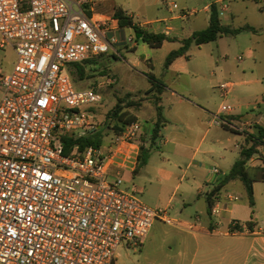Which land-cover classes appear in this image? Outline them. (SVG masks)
I'll list each match as a JSON object with an SVG mask.
<instances>
[{"label":"built area","instance_id":"2783aa9c","mask_svg":"<svg viewBox=\"0 0 264 264\" xmlns=\"http://www.w3.org/2000/svg\"><path fill=\"white\" fill-rule=\"evenodd\" d=\"M90 1L0 0L1 47L16 53L12 70L0 77V264H116L121 243L139 247L155 220L174 222L166 209L145 204L134 189H122L123 172L138 164V120L97 147L81 150L75 144L64 152V137L99 127L90 109L101 104L100 90L116 82L107 75L77 90L68 69L118 54L117 21L95 16ZM123 39L137 41L135 34ZM233 86L219 83L220 98ZM231 111L223 103L213 124L228 125L220 115ZM225 198L238 200L233 193ZM222 210L214 200L211 232H218ZM195 226L185 223L189 231ZM244 232L237 221L227 230Z\"/></svg>","mask_w":264,"mask_h":264},{"label":"rangeland","instance_id":"374dc122","mask_svg":"<svg viewBox=\"0 0 264 264\" xmlns=\"http://www.w3.org/2000/svg\"><path fill=\"white\" fill-rule=\"evenodd\" d=\"M213 2L214 0H91L90 5H92L94 12L104 13L108 16L114 8L121 7L133 14L136 23L168 18L174 14L183 16L181 19L168 21L166 24L185 38L190 36L192 32L207 27L210 12L203 9ZM216 7L223 25L228 26L230 29H239L247 25L251 29L242 30L236 35H223L216 41L201 46L192 44L186 53V57L178 58L174 68L169 71L164 67L165 53L178 48L179 43L177 41L166 42L162 48L151 50L153 78L166 86L161 94L162 100L160 102L165 121L166 119L170 120L173 111L178 107L176 99L167 90L183 87L189 81L196 88L210 90L209 106L214 112L217 111L221 98L210 87L227 80L234 83L232 93L224 99V104L232 106L231 112L236 111L245 116L254 117L257 114V108L264 106V100H262L264 98V0H221L219 4H216ZM192 11L197 13L190 15ZM108 18L110 19V17ZM156 27L163 30L162 25L160 28V24L146 25L148 30ZM129 35L134 36L133 31L128 28L123 29V37ZM136 44L138 51L134 55L131 52H125L121 53L120 57L116 59L110 55H102L93 61H88L87 64L83 65L84 75L82 78H79L75 69L70 66L68 69L77 90L91 88L107 75L118 80L117 84L106 86L100 90L102 95L101 104L94 105L99 108L98 124H103L106 112L115 105L118 98H123L126 93L131 92V96L127 97L128 100L140 102V106L131 107L128 110L136 115V120L143 126L140 142L141 145L145 143L144 155L148 158L147 172L142 174L143 166H141L139 168L140 173H124L122 175V189L131 191L137 188L139 190L138 197L145 204L155 207L158 184L155 183L154 176H156L157 169L160 166L161 157L170 160V165L167 164L166 168L174 170L178 177L185 171L187 161L182 159L183 155L179 154L182 158L172 155L173 143L163 144L165 140L169 139L170 134L175 131L172 126H168L166 129L161 128V136L156 139L155 144L151 145L150 135L154 124L148 118L150 116V118L156 120L153 101V95L156 92L152 91L151 93L154 94L146 95L145 92L152 88V83L147 78L148 69L142 61L139 65H134L131 61L132 55L142 60L145 54L142 48L147 46H144L141 40H137ZM239 57H241V60H239ZM14 61L15 57L12 50L5 53L1 49L0 76L8 74V71L5 72L2 69L8 63L12 66ZM176 72L180 75H176ZM187 98L193 100L192 97L188 96ZM225 114L227 113L223 115ZM108 133H106L108 136H104V138L111 136ZM226 133L225 137H231V143L227 149L234 150V154L238 156L234 145L244 143L242 135L239 133ZM209 144H213L211 153L203 149L206 154H201L199 157L213 158V161L214 159L218 160L220 154L223 153L222 146L217 143ZM262 150H264V147H262ZM168 151L171 155L166 154ZM262 156H264V152H262ZM257 163L254 172H250V175L254 178H260L261 174H264V158H258ZM190 179V171L187 170L185 178L181 181L182 186L189 183ZM108 180L112 181L113 177L110 175ZM232 182L231 190L239 199L236 202L235 217L245 219L251 217L255 221L257 210H264V180L255 179L253 181L254 193L252 200L254 206L252 207L248 204L249 198L241 182L239 180H233ZM177 183L178 178L171 183V188L173 189ZM178 208L179 203L175 200L166 209L169 212L168 216L178 218ZM205 218L207 216H204ZM174 224L177 225L175 222L170 224L169 222L155 220L139 247L121 243L115 251L116 264H175L174 257H171L168 262L165 256L183 255L184 234L175 228ZM189 247L191 248V245Z\"/></svg>","mask_w":264,"mask_h":264},{"label":"crops","instance_id":"0c3cea01","mask_svg":"<svg viewBox=\"0 0 264 264\" xmlns=\"http://www.w3.org/2000/svg\"><path fill=\"white\" fill-rule=\"evenodd\" d=\"M220 2L221 0H214L213 3L219 4ZM123 10L134 21L133 14L129 13L125 9ZM203 10L206 12H210V5H206ZM114 11L115 8L108 16L104 13L94 12L93 9L95 16L103 19H109L108 17L112 18ZM182 17L183 16L174 14L168 18L164 17L154 20H147L142 23H136L134 21V24L145 31L153 33H163L170 38H176L179 40L183 39V37H181L177 31H174L171 26L167 25L166 22L181 19ZM154 24H160V28L162 25L163 30H160L157 27L152 30L146 29V25ZM123 29L125 28L119 27V39L121 40L116 46V51L118 54L114 56L110 54V56L115 59L120 57L121 53L131 52L134 55L138 51L136 46L137 44H124ZM128 29L132 30V28ZM175 41L177 40L164 41L163 44L158 48H162L166 44V42ZM177 42L179 43V41ZM143 44L144 46L148 47L142 48V51L145 52L143 59L140 60L139 58L132 55L131 61L134 65H139L142 61L148 69L147 74L153 76L151 50L157 48L150 47L146 43ZM8 46L1 47L0 36V51L1 49H3L6 53L7 51L9 52L12 50L16 60V53L14 49L11 46ZM170 51L172 50H169L165 53V58ZM177 60L178 58L171 65H169L166 70L169 71L170 69L174 68ZM14 63L15 61L13 62L12 66L8 63V65L4 69H2V71H8V73H10L14 66ZM176 75H180V73L176 72ZM117 82L118 80L116 79V82L114 84H117ZM162 85L163 88L161 94L166 88L163 83ZM217 85H219V83L212 85L210 88L211 90H215L218 95ZM167 91H169L173 98L176 99V104L178 105V107L173 111L170 120L166 119L161 127L163 129H166L168 126H172L173 128H175V131L170 134L169 139L165 140L163 144L166 145L170 142L173 143L172 145L174 146V148H172L171 150L172 155L174 154L179 158H182L179 156V154L183 155L184 157L182 159L184 161H187V163L185 166V171L182 175H180V177H178V175L175 174L174 170L166 168L167 164L170 165V160L168 158L165 159L164 157H161L160 166L157 169L156 176H154V181L158 184V194L154 206L156 208L162 207L164 209H168L175 200L176 202L178 201V218L171 217V219L175 223H177V225L174 224L175 228H177L184 234L182 245L184 248L182 251L183 255H165L166 260H168L169 262L170 258L174 257L176 261L175 264H264V210H257V217L255 221L251 217L249 219L235 217L234 213L236 212L237 208L236 202L239 199L234 203L227 202L225 198L226 194H234V191L231 190L233 180L224 182V179L228 175V172L233 163L238 159L240 148L246 144V133H254L256 126L264 127V106L257 108V114H255L254 117L245 116L244 114L236 111L227 113L225 115L222 114L220 115L221 119L227 122L228 125L219 126L213 124V117L218 112L219 107L224 103V99L221 98L220 105L217 108V111L214 112L209 106L210 90L208 91L206 89L196 88L191 84L190 81L187 82L185 86L183 85V87L173 88V90L168 89ZM1 96L2 87L0 85V98ZM188 96L192 97L193 100L187 98ZM262 100H264V98H262ZM148 119L151 120L154 124L155 120L150 118V116ZM226 132L239 133L242 135L241 137H243L244 143L242 145H234L238 156L234 154V150L227 149L231 143V137H225V134H227ZM159 135L161 136V130L159 132ZM209 143H217L218 145L222 146L223 153L220 154L218 160L214 159L213 161V158L209 159L199 157L201 154H206L204 153L203 149H205L208 153H211V147L213 144ZM226 143H228V146L226 145ZM205 144L206 147L204 148ZM141 147L142 148L140 150V154H142V156H145V143L144 145H141ZM262 152H264V150H262L261 148L259 153L253 155L246 164L247 173L253 181H255V179L264 180L261 178L262 174L260 178H254L250 175V172H254V169L257 168L258 158H264V156H262ZM171 153L168 151V153L166 154L171 155ZM255 156L256 158H254ZM147 165L148 158L146 160V163L144 165H141L143 166V169L141 171L142 174H146ZM141 166L137 164L135 171H124L123 174L140 173L139 168ZM213 168H217L219 170V173H213ZM187 170L190 171L191 179L189 183L182 186L181 181L185 178V173L187 172ZM176 177L178 178V183L172 189L171 183L177 180ZM215 188L219 189L215 192L213 201L219 199L223 206V210L221 211L219 217L220 223L217 227L218 232H211L215 224V219L210 217L206 195L210 194V192ZM134 190L139 192L137 188H134ZM167 214L169 215V212H167ZM204 216H207V218L204 219ZM191 221L196 222L194 230H186L185 223H190ZM232 221L239 222L242 227L245 228L246 232L240 235L227 234V230L229 229L230 223ZM248 221L253 222L252 230L250 231L245 227V223ZM189 245H191V248L189 247Z\"/></svg>","mask_w":264,"mask_h":264},{"label":"trees","instance_id":"16d2710c","mask_svg":"<svg viewBox=\"0 0 264 264\" xmlns=\"http://www.w3.org/2000/svg\"><path fill=\"white\" fill-rule=\"evenodd\" d=\"M114 20L117 21L118 26L121 28H132L135 37L137 40H141L143 43H146L150 47L158 48L160 47L164 41L167 40H177L180 43L179 48L174 49L168 53L164 60V67L167 68L171 65L177 58L181 56H186V53L189 47L194 44L196 46H200L209 42L216 41L223 35H236L242 30L251 29L249 26H244L239 29H230L228 26H225L221 23L219 18L218 10L215 3L210 5V14L209 21L206 28L202 30H197L192 32V34L183 39L170 38L163 33H153L148 32L140 28L139 26L134 24L133 19L127 15V13L120 7H116L113 17ZM84 64H73L70 67L75 69L78 73L79 78H82L84 75ZM149 81L152 83V88H150L146 93V95L150 94L152 91H155L156 94L153 97L154 106L156 110V120L154 122V126L151 130L150 141L151 145L155 144L156 139L160 137L159 132L161 130L162 125L165 120L162 116V107L160 105L161 102V91L163 85L160 81H157L153 78L152 75L147 76ZM131 92L126 93L123 98H118L115 105L106 112L103 124H98V113L99 108H91L90 111L95 115L94 120L99 126L94 131H90L84 135L80 136H66L63 138L65 145V153L68 152L70 147L77 144L80 149H84L87 146H95L97 147L102 143L104 136L106 133L119 134L123 130L124 126L134 120H136V116L133 115L128 109L131 107L140 106V102L128 100L127 97H130ZM104 127V128H103ZM106 131V132H105ZM108 133V134H109ZM246 144L240 148L238 159L233 163L230 168L228 175L225 177L224 182H228L230 180L239 179L245 190L247 192V196L249 198L250 207L254 206L252 197V182L253 180L249 177L246 164L251 159V157L255 154H258L260 149L264 147V127L256 126L254 133H246ZM142 148V147H141ZM147 156H142V154L138 157V165H144L146 163ZM262 179H264V174H262ZM219 188L213 189L210 194L206 195V200L208 204V209H210L213 203V196ZM252 221H248L245 223V227L247 230H252Z\"/></svg>","mask_w":264,"mask_h":264}]
</instances>
